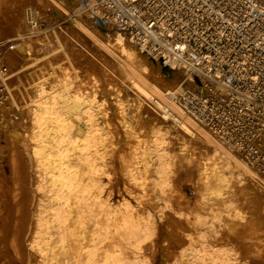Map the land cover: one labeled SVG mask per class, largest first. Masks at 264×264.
<instances>
[{
    "label": "rangeland",
    "instance_id": "rangeland-1",
    "mask_svg": "<svg viewBox=\"0 0 264 264\" xmlns=\"http://www.w3.org/2000/svg\"><path fill=\"white\" fill-rule=\"evenodd\" d=\"M86 1L80 0L83 4ZM29 2L28 6L35 7L36 11L35 27L28 24L29 21L24 22L23 10L19 14L20 19L17 15L15 22L11 21L9 0H0V25L9 29L21 22L24 27L19 41L22 49L20 66L24 67V71L19 76L8 71L12 80L7 82L8 96L0 106V119L6 110L14 107L13 100L18 107L26 106L25 100H29L26 88L36 74L44 82V87L49 89L47 94L50 89L60 91L63 80L73 81L76 74L81 76L79 85L91 80L90 85H81L82 90L94 93L95 106L109 117L110 126L116 127L119 133L118 139L112 141V147L119 149L117 159L121 157L117 172L113 164H108L106 168L104 165L106 174L102 176L105 189L112 192V196L106 198L107 202L112 207L117 206L119 212L108 215L107 230L101 228L94 235L95 242L103 239L105 233L109 239L119 240V257L122 260L110 263L206 264L202 260L204 252L201 245L208 241L210 247L205 256L210 260L207 264H264V173L260 167L248 165L262 178L263 183L257 184L251 181L250 175L227 164L226 154L205 148L197 139L179 133L172 121L164 123L160 110L131 88L123 68L78 28L77 22H80L99 35L103 42H111L110 38L102 35L105 30L100 31L94 25L88 8L83 9L79 2L65 4L64 9L50 0ZM10 31H7L8 38L14 34ZM12 45L13 42H5L0 57L5 59L4 53L11 51ZM116 51L119 52L118 49ZM75 82L71 84V91L76 89ZM0 142V145H6L4 139L0 138ZM106 144L108 153L103 155L99 152L105 164L111 151V146ZM222 146L227 154L246 162ZM98 148H101L99 144ZM102 156L98 157L99 162H102ZM11 170L3 151L0 154V194L5 196L12 193ZM76 170L77 175L86 178V167L80 166ZM114 174L117 185L112 188L109 182H114ZM114 190H118L117 195L113 194ZM63 207L73 211L74 205L69 200L68 205ZM10 212L0 206V225H6L11 230ZM86 214L80 220L83 224H74V235L77 237H83L91 226L90 217L84 218L89 216V213ZM115 217L119 218L117 225L112 223ZM231 225L240 227L234 234L239 239L235 237L237 240L231 244L226 242L228 246L219 243L220 237ZM8 237L10 239L9 232ZM44 237L41 245L42 254L48 261L46 264H71L69 244L75 236L66 234L61 241H58L57 234ZM88 246L85 257L92 262L98 258L100 251L91 243ZM242 250L245 251V261H240L238 257ZM220 256L227 261L219 262ZM9 264L19 263L12 258Z\"/></svg>",
    "mask_w": 264,
    "mask_h": 264
},
{
    "label": "bare ground",
    "instance_id": "bare-ground-1",
    "mask_svg": "<svg viewBox=\"0 0 264 264\" xmlns=\"http://www.w3.org/2000/svg\"><path fill=\"white\" fill-rule=\"evenodd\" d=\"M29 1L9 0L13 17L11 21L15 22L14 18L23 10L24 22L29 21L28 24H36L35 7H29ZM50 1L63 9L65 4H76L77 2L83 9L88 8V4H83L80 0ZM92 21L100 31L105 30V34L102 33V35L111 39L109 44L103 42L99 35L93 33L90 28L82 26L80 22H77V26L93 42L97 43L104 54L123 68L131 88L137 94L145 97L149 104L153 101L151 103L160 110V117L164 123L168 120L172 121L179 133L197 139L205 148L226 154L227 164L250 175L252 182L263 183L256 170V172L252 170L237 156L227 154L216 138L205 129L198 128L176 104L175 92L192 86L186 77L185 68L180 67L177 71L170 73L162 72L161 67L151 62L125 35L115 31L111 25L102 28L94 20ZM27 27L26 24V29ZM8 28L5 29L0 25V45L3 46L8 41L13 42V45L11 51L4 53L5 59L0 57V61L9 67L8 71L19 76L24 71V67L20 66L22 49L19 43L23 37L20 33L24 27L19 22ZM8 30L14 33L12 38L9 36L11 39L7 36ZM1 49L2 47L0 51ZM117 49L119 52L116 51ZM11 75L8 81L12 78ZM74 80L77 84L76 89L71 91V84ZM74 80L64 79L60 85V91L50 89L47 94L49 89L44 87V82L40 80L38 74L34 75L29 88H26L29 93V100H25L26 106L18 107L13 100L14 107L6 110V113L4 112L6 117L4 115L0 119V138L6 143L5 146L0 145V154L3 151L6 153L8 164L12 168L11 183L13 184L11 194L7 193L6 196L0 194V206L10 210V218H12L11 230L5 227L6 225H0V264H9L12 258L19 264H46L48 261L42 254L41 243L42 239L46 238L44 235L52 236L53 234L58 235V241H61L66 234L77 238H73L69 244L71 264H111V261L118 263L122 260L119 257L121 249L118 239H109L105 233L103 239L95 242L94 236L101 228L104 231L107 230L108 215H115L119 212L117 206L112 207L107 202L106 198L111 197L112 192H107L106 183L103 182L102 177L106 174L103 170L104 165L106 168L108 164H113L114 171L117 172L116 168L120 164L118 159L121 157L117 159L119 149L112 147L114 145L112 141L118 139L119 133L116 127L110 126L109 117L95 106L94 93L87 92L86 89L82 90L81 85H90L91 80L88 79L87 82L83 84L81 82L79 85L81 76L78 74ZM7 113H10L9 118ZM106 143L111 146V151H109L110 156L105 164L102 153L99 152H103V155L105 152L108 153L105 150ZM98 144L101 148H98ZM101 156L102 162H99L98 157ZM80 166L87 169L88 174L85 179L77 175L76 169ZM113 181L109 182L112 188L114 184L117 185L116 176ZM117 192L118 190H114L113 194L117 195L115 194ZM69 200L74 205L73 211L63 207L68 205ZM84 213H89V216L86 214L84 218L90 217L91 226L89 225L86 234L83 233V237H77L74 235L73 227L74 224L81 222ZM118 217L112 221L115 225L119 223ZM228 228V230L226 228V233L223 229L224 234L218 241L223 245L226 242L231 244L238 238L236 236L235 238L234 234L240 227L231 225ZM89 243L100 251L98 258L93 259L92 262L85 257ZM209 247L208 241H204L201 245V250L204 252L202 260L206 264L207 260H210L205 256L209 252ZM239 255L240 261H243L245 251L242 250ZM224 261L227 260L220 256L219 262Z\"/></svg>",
    "mask_w": 264,
    "mask_h": 264
},
{
    "label": "built area",
    "instance_id": "built-area-1",
    "mask_svg": "<svg viewBox=\"0 0 264 264\" xmlns=\"http://www.w3.org/2000/svg\"><path fill=\"white\" fill-rule=\"evenodd\" d=\"M86 3L97 25H111L149 60L171 72L185 68L192 87L176 92L179 108L264 172V0ZM8 80L0 61V106Z\"/></svg>",
    "mask_w": 264,
    "mask_h": 264
},
{
    "label": "water",
    "instance_id": "water-1",
    "mask_svg": "<svg viewBox=\"0 0 264 264\" xmlns=\"http://www.w3.org/2000/svg\"><path fill=\"white\" fill-rule=\"evenodd\" d=\"M99 26V25H98ZM151 62H153V63H155L154 61H152V60H150ZM161 69H162V71L165 73V72H168V73H170L171 71L168 69V68H166V67H161Z\"/></svg>",
    "mask_w": 264,
    "mask_h": 264
}]
</instances>
